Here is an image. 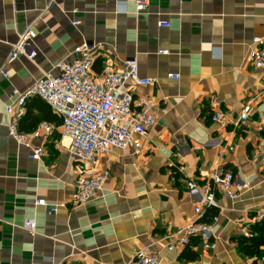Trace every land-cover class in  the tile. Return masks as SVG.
I'll list each match as a JSON object with an SVG mask.
<instances>
[{"label":"crops","instance_id":"0c3cea01","mask_svg":"<svg viewBox=\"0 0 264 264\" xmlns=\"http://www.w3.org/2000/svg\"><path fill=\"white\" fill-rule=\"evenodd\" d=\"M149 4L148 12L136 14L123 0H0V264H127L143 248L158 254L160 264H186L182 249L169 251L165 237L197 220L186 181L203 184L216 169L233 172V196L217 194L215 247L192 238L189 247L198 254L192 264H254L264 255V243L251 255L238 243L258 238V224L264 234V165L256 154L264 140V69L244 62L252 39L264 38V0ZM160 21L170 27L159 28ZM27 28L35 34V60H9L17 34ZM84 41L93 49L96 79L137 60L139 76L153 83L131 86L132 96L155 104L156 122L140 150H112L82 167L69 153L59 117L31 97L19 130L53 126L50 135L32 141L43 150L33 160L7 133L8 93L57 73L54 66L72 62ZM211 100L223 121H212L217 109ZM244 108L248 117L240 122ZM82 170L104 173L106 182L101 198L73 207ZM36 200L48 206H35ZM27 220L35 222L33 237Z\"/></svg>","mask_w":264,"mask_h":264},{"label":"built area","instance_id":"2783aa9c","mask_svg":"<svg viewBox=\"0 0 264 264\" xmlns=\"http://www.w3.org/2000/svg\"><path fill=\"white\" fill-rule=\"evenodd\" d=\"M150 0H123V7L133 3L136 14L149 11ZM123 11L125 9L123 8ZM73 12H76L74 10ZM78 26V22H72ZM159 28H169L168 22H158ZM35 34L31 28L17 34V41L12 45L9 60L26 59L33 62L38 54ZM75 59L72 62H59L54 66L57 73H45L31 87L20 91L12 88L8 93L11 104L6 106V129L10 138L17 145L30 149V157L39 160L43 155L40 146H32V141L48 136L53 130L50 123L43 122L31 133H23L18 127V118L23 115L26 100L37 97L49 110L60 119L59 129L70 141L69 153L80 164L89 166L103 154L112 150H140L141 139L146 136L147 129L156 122L155 104L147 97L133 99L131 86H148L152 79L139 76L138 63L135 58L127 59L119 69L106 70L100 79L92 73L94 60L93 49L89 42L84 41L73 50ZM160 54H168L160 51ZM244 62L254 69H264V38H253ZM2 77L9 79L3 72ZM178 78V75H169ZM216 108V100L210 101ZM212 116L213 122L223 121V113L216 108ZM249 110L244 108L239 121H245ZM256 154L264 165V140L256 147ZM106 174L82 170L75 181V190L70 200L73 207L83 206L102 197ZM235 177L232 171L216 169L208 175V181L199 184L194 179L185 183L187 197L193 202L197 220L165 237L167 249L174 251L183 249L192 238H199L207 247L214 248L212 225L218 220V213L211 223L201 222L207 209H218L217 194L226 193L233 196ZM35 206H48L43 200H36ZM63 204L61 205V207ZM53 211L56 206H49ZM30 234L35 235L34 220L24 224ZM246 236H248L246 234ZM161 259L156 253L146 248L139 249L127 264H160ZM254 264H264V255L257 258Z\"/></svg>","mask_w":264,"mask_h":264},{"label":"trees","instance_id":"16d2710c","mask_svg":"<svg viewBox=\"0 0 264 264\" xmlns=\"http://www.w3.org/2000/svg\"><path fill=\"white\" fill-rule=\"evenodd\" d=\"M216 215V209H207L200 221L204 223H211L212 218ZM254 231L260 233L258 238H240L238 240L240 251H243L246 255H251L258 252L259 247L264 243L263 225L258 224L257 226H255ZM180 259L186 262V264H192L197 261L198 254L194 250H192L189 245H187L182 249L180 253Z\"/></svg>","mask_w":264,"mask_h":264}]
</instances>
